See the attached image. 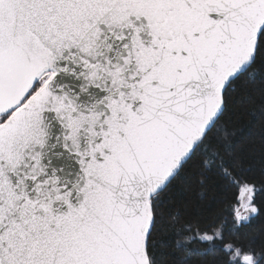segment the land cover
Segmentation results:
<instances>
[{
    "label": "snow or ice",
    "instance_id": "1",
    "mask_svg": "<svg viewBox=\"0 0 264 264\" xmlns=\"http://www.w3.org/2000/svg\"><path fill=\"white\" fill-rule=\"evenodd\" d=\"M0 264H264V0H0Z\"/></svg>",
    "mask_w": 264,
    "mask_h": 264
}]
</instances>
